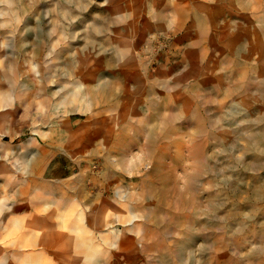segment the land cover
<instances>
[{"label":"clouds","instance_id":"clouds-1","mask_svg":"<svg viewBox=\"0 0 264 264\" xmlns=\"http://www.w3.org/2000/svg\"><path fill=\"white\" fill-rule=\"evenodd\" d=\"M0 264H264V0H0Z\"/></svg>","mask_w":264,"mask_h":264}]
</instances>
